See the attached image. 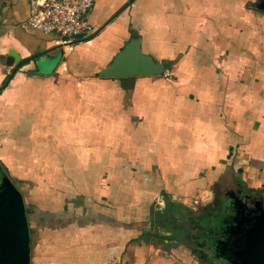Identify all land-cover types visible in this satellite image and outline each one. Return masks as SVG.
I'll use <instances>...</instances> for the list:
<instances>
[{"label": "crops", "instance_id": "1", "mask_svg": "<svg viewBox=\"0 0 264 264\" xmlns=\"http://www.w3.org/2000/svg\"><path fill=\"white\" fill-rule=\"evenodd\" d=\"M262 3L97 0L94 35L57 49L0 0V171L31 264H205L190 218L240 188L264 204ZM131 38L170 68L99 77Z\"/></svg>", "mask_w": 264, "mask_h": 264}, {"label": "water", "instance_id": "2", "mask_svg": "<svg viewBox=\"0 0 264 264\" xmlns=\"http://www.w3.org/2000/svg\"><path fill=\"white\" fill-rule=\"evenodd\" d=\"M264 10V3L261 5ZM171 63L155 61L142 50L140 40L131 38L99 73L103 78L163 75ZM229 221L211 246L214 256L225 264H264V204L261 196L229 192ZM228 194V193H226ZM0 264H31L30 234L23 195L0 171Z\"/></svg>", "mask_w": 264, "mask_h": 264}, {"label": "built area", "instance_id": "3", "mask_svg": "<svg viewBox=\"0 0 264 264\" xmlns=\"http://www.w3.org/2000/svg\"><path fill=\"white\" fill-rule=\"evenodd\" d=\"M97 0H28L27 24L52 36L53 46L64 49L94 35L90 13Z\"/></svg>", "mask_w": 264, "mask_h": 264}, {"label": "flooded vegetation", "instance_id": "4", "mask_svg": "<svg viewBox=\"0 0 264 264\" xmlns=\"http://www.w3.org/2000/svg\"><path fill=\"white\" fill-rule=\"evenodd\" d=\"M230 193L216 195L213 203L200 211V214L193 216L188 221V238L192 253L200 258L205 264H225L214 256L210 248L219 239L224 222L229 221L230 209L227 201ZM197 248H196V247Z\"/></svg>", "mask_w": 264, "mask_h": 264}, {"label": "trees", "instance_id": "5", "mask_svg": "<svg viewBox=\"0 0 264 264\" xmlns=\"http://www.w3.org/2000/svg\"><path fill=\"white\" fill-rule=\"evenodd\" d=\"M24 61H26V60H24ZM24 61H23V62H24ZM6 83H7V81H5V82L2 84V86L0 87V90L3 89V87L6 85Z\"/></svg>", "mask_w": 264, "mask_h": 264}, {"label": "rangeland", "instance_id": "6", "mask_svg": "<svg viewBox=\"0 0 264 264\" xmlns=\"http://www.w3.org/2000/svg\"><path fill=\"white\" fill-rule=\"evenodd\" d=\"M43 40L47 41V39H46V38H43Z\"/></svg>", "mask_w": 264, "mask_h": 264}]
</instances>
